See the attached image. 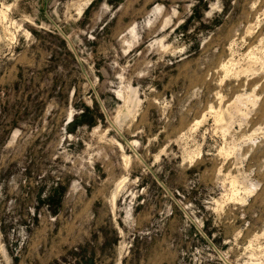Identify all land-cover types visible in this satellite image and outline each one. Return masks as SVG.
Masks as SVG:
<instances>
[{"label":"rangeland","instance_id":"374dc122","mask_svg":"<svg viewBox=\"0 0 264 264\" xmlns=\"http://www.w3.org/2000/svg\"><path fill=\"white\" fill-rule=\"evenodd\" d=\"M0 264H264V0H0Z\"/></svg>","mask_w":264,"mask_h":264}]
</instances>
